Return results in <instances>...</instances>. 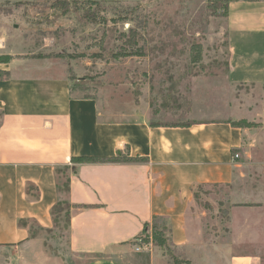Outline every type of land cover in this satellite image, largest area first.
<instances>
[{
  "label": "crops",
  "instance_id": "crops-1",
  "mask_svg": "<svg viewBox=\"0 0 264 264\" xmlns=\"http://www.w3.org/2000/svg\"><path fill=\"white\" fill-rule=\"evenodd\" d=\"M225 32L226 81L260 87L264 112V0L230 2ZM57 66L27 59L0 63V245L27 242L31 223L53 228L51 208L65 197L59 184L67 176L68 246L92 255L86 264H140L141 256L145 264H264L261 247L234 249L232 218L191 217L199 187L237 181L243 186L238 204L264 208V172L244 169L260 144L258 128L232 124L249 119L232 118L229 108L226 117L167 122L138 104L120 117L72 89ZM117 153L136 159H72ZM153 224L166 228L170 251H135L144 226L151 233ZM219 224L223 234L212 228ZM129 246L135 260H128Z\"/></svg>",
  "mask_w": 264,
  "mask_h": 264
},
{
  "label": "rangeland",
  "instance_id": "rangeland-1",
  "mask_svg": "<svg viewBox=\"0 0 264 264\" xmlns=\"http://www.w3.org/2000/svg\"><path fill=\"white\" fill-rule=\"evenodd\" d=\"M55 1L0 0V63L57 62L80 95L98 98L103 108L121 112L120 117H127L136 104L144 109L148 105L155 120L167 122L226 117L232 108V118L249 119L259 131L260 144L251 149L250 164L244 169L264 172L262 89L226 81L227 15L222 2L215 7L214 0H101L130 13L134 20L113 22L108 10L101 14L106 21L92 24L77 21L71 13L54 16ZM130 27L137 32L133 46L126 42ZM132 47L143 54L123 55ZM242 190L241 181L199 187L191 217L232 218L234 249L264 250V208L238 204ZM30 226L27 242L0 245V264H86L92 259L90 254L70 250L64 212L52 229ZM212 228L217 234L225 229L220 224ZM248 235L250 239H244ZM140 238L150 244L142 251H170L167 240L157 245L144 234ZM127 248L128 260H135L130 256L133 247ZM145 259L141 256L139 263L145 264Z\"/></svg>",
  "mask_w": 264,
  "mask_h": 264
},
{
  "label": "trees",
  "instance_id": "trees-1",
  "mask_svg": "<svg viewBox=\"0 0 264 264\" xmlns=\"http://www.w3.org/2000/svg\"><path fill=\"white\" fill-rule=\"evenodd\" d=\"M232 1L237 0H214L213 2L216 5L222 2V5L220 7L224 8V13L226 15L228 14V5ZM243 1H254V0H243ZM54 13L53 15H63V14H74L77 21H81L84 23H100L107 20V18L104 16L102 17L101 14L107 13L108 10L113 12V17L109 18V20H112L113 22H116V20H131L133 21V17L129 16L130 13L125 12L123 10H119L113 5H109L106 3V1L101 0H86L82 2L77 1H66V0H57L55 3H53ZM117 18V19H116ZM136 31H134L133 27H130L128 29V36H127V44L136 45ZM133 49V47H132ZM136 49L129 50L127 49L126 52L123 53V55H141L143 54L142 51H138ZM6 62V61H1ZM5 73L0 72V80L4 79ZM71 86V85H70ZM72 89H74L71 86ZM90 95H83V97H89ZM94 97V96H92ZM191 122H185L184 124H190ZM183 124V123H182ZM235 126H242V127H253L254 124L247 122L245 120H239L232 122ZM73 160L77 162L81 161H87V160H94V161H108V162H123V161H132L136 158L129 157V156H123L121 153H117L114 157L109 158H90V157H78V158H72ZM68 177L65 176V178L62 180L61 184H59V192H63L65 194V197H61L55 205L51 208V216L53 219V227H55L58 223V218L62 212H64L65 215V221L66 226H68V222L71 215V205L69 204L66 194L68 192ZM21 224H26V221H21ZM67 228V227H66ZM52 229V228H51ZM148 225L144 226L143 233L144 235L148 234ZM49 230V229H48ZM166 228L161 227L157 229V225H152V232H151V239L153 242H155L157 245H164L166 242V238L163 237V234L165 233ZM175 263L178 264L179 262L175 260Z\"/></svg>",
  "mask_w": 264,
  "mask_h": 264
},
{
  "label": "built area",
  "instance_id": "built-area-1",
  "mask_svg": "<svg viewBox=\"0 0 264 264\" xmlns=\"http://www.w3.org/2000/svg\"><path fill=\"white\" fill-rule=\"evenodd\" d=\"M237 156H238L237 154L234 155V157H237ZM144 238L148 239V241L151 243V233H148L147 235H144ZM148 244L142 243L141 238L139 237L136 240V243L134 245V249H135V251H140V250H142L143 247L147 248Z\"/></svg>",
  "mask_w": 264,
  "mask_h": 264
}]
</instances>
